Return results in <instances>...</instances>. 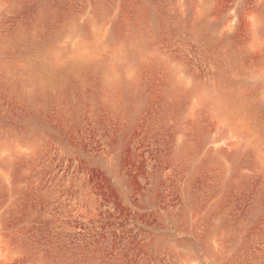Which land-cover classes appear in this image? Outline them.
Segmentation results:
<instances>
[{
    "label": "rangeland",
    "instance_id": "374dc122",
    "mask_svg": "<svg viewBox=\"0 0 264 264\" xmlns=\"http://www.w3.org/2000/svg\"><path fill=\"white\" fill-rule=\"evenodd\" d=\"M0 264H264V0H0Z\"/></svg>",
    "mask_w": 264,
    "mask_h": 264
}]
</instances>
